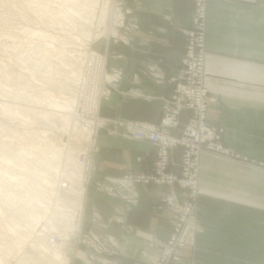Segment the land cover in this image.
<instances>
[{
    "label": "rangeland",
    "instance_id": "1",
    "mask_svg": "<svg viewBox=\"0 0 264 264\" xmlns=\"http://www.w3.org/2000/svg\"><path fill=\"white\" fill-rule=\"evenodd\" d=\"M30 2L35 8L33 15L28 17V33L0 37V264H101L98 258L101 260L102 252L97 254L90 244L94 241L92 237L98 234L93 235L91 228L86 230L83 227L84 199L95 171L97 150L94 143L98 140L99 130L106 126L105 118L114 119L102 103L119 89V81L127 78V81H140L133 72V65L129 70L123 48L134 45V33L139 27L134 13L141 2ZM137 51L140 53L141 49ZM102 62L105 74L102 73ZM127 63L129 73H132L130 78L126 76ZM154 67L147 64L138 71L157 81ZM90 68L92 70L88 71ZM98 95L96 115L101 121L89 129L90 122L94 123L90 117L95 113L90 104ZM213 126L218 131L224 152L207 151L215 168L203 170L214 177L215 206L224 220L221 232L217 233L219 238L214 241L216 244L207 248L216 249L224 259L237 254L239 261L203 264H264V204L258 201L264 194V160L248 156L247 150H232L224 143L225 128ZM66 134L70 139L60 168L63 163V167L73 165L76 172L79 170L75 177L80 178L70 185L53 189L49 185L57 178L65 183V177L59 178L53 172L54 165L44 145H49L52 138ZM124 136L133 139L131 134L121 133L120 137ZM92 138L95 139L93 144ZM69 151L72 153L71 163H67ZM84 155L89 157V166L80 161L81 164H76L77 158L81 160ZM179 155L180 149H176L173 171L179 170ZM86 171L87 180L84 181L82 177L86 176ZM202 172L199 155L195 165V240L201 230L196 213L202 192ZM60 173L62 177L64 173ZM105 178L111 179V176ZM95 190L114 195L107 188L98 190L95 187ZM184 192L181 191V200L177 193L180 203L186 199ZM46 198L56 203L57 211L51 209L50 203L44 205ZM78 206L83 216H79V224L73 216L77 217ZM76 224L80 227L79 236V230H74ZM43 227L41 233L44 237L38 235ZM53 236L56 248L38 247L40 241H48ZM84 248L90 253L83 259L80 252L83 253ZM71 251L73 259L69 258Z\"/></svg>",
    "mask_w": 264,
    "mask_h": 264
},
{
    "label": "crops",
    "instance_id": "2",
    "mask_svg": "<svg viewBox=\"0 0 264 264\" xmlns=\"http://www.w3.org/2000/svg\"><path fill=\"white\" fill-rule=\"evenodd\" d=\"M140 2L134 13L139 23L134 45L125 46L122 51L129 70L133 65L140 81H119V89L102 103L114 119L105 118L106 126L99 130L97 142L92 138L97 152L95 171L86 187L83 227L99 235H94L97 242L91 240L90 244L97 254L102 252L101 260L98 258L101 264H152L171 233L175 213L162 203V192L156 187L137 185L131 192L107 195L96 191L94 185L106 182V176L151 167L152 146L120 135L130 134L136 123H159L164 99L172 94L171 79L181 66L192 0ZM137 49H141L140 53ZM205 49L203 81L214 100L207 111L208 122L225 128L224 143L232 150H247L248 156L264 160V0H208ZM128 63L126 76L130 78ZM147 64L156 66L157 81L138 71ZM181 117L172 134L179 133L186 115ZM206 153L209 152L200 154L202 192L196 213L201 230L194 247L183 250L178 264L239 261L237 254L224 259L216 249L207 248L216 244L224 218L215 206L214 177L203 170L215 168ZM177 193L179 200L183 199V193ZM258 201L264 204V194ZM92 216L95 218L91 221ZM84 250L85 255L90 253L88 248Z\"/></svg>",
    "mask_w": 264,
    "mask_h": 264
},
{
    "label": "built area",
    "instance_id": "3",
    "mask_svg": "<svg viewBox=\"0 0 264 264\" xmlns=\"http://www.w3.org/2000/svg\"><path fill=\"white\" fill-rule=\"evenodd\" d=\"M207 1L193 2L190 27L184 31L181 66L177 76L171 79L173 90L164 99L162 118L157 125L136 123L131 129L133 139L147 142L154 149L151 167L144 171L123 172L111 179L105 178L106 182L94 184L98 190L107 188L112 192H131L137 185L153 186L161 190L162 203L174 209L175 213L171 233L152 264H178L183 250L193 248L197 226L194 214L197 195L195 165L203 151L224 152L218 131L207 119V111L214 102L203 81ZM183 114L186 118L179 133L172 134L171 130L179 125ZM176 149H180L179 170L173 171L171 167L174 165L173 153ZM79 158L77 163L89 166L88 155L81 157V160ZM86 174L87 171L84 176ZM178 190L186 194V199L181 203L177 198ZM79 207H76L77 217L73 215L76 222L81 215ZM117 221L120 222V219ZM51 241H56V238L53 236ZM102 246L99 245L100 248Z\"/></svg>",
    "mask_w": 264,
    "mask_h": 264
},
{
    "label": "clouds",
    "instance_id": "4",
    "mask_svg": "<svg viewBox=\"0 0 264 264\" xmlns=\"http://www.w3.org/2000/svg\"><path fill=\"white\" fill-rule=\"evenodd\" d=\"M35 5L30 0H0V37L23 36L28 33V17L33 15ZM56 140L62 145L61 137ZM45 151L49 154V159L53 162V172L57 177L60 173L61 157L65 155L66 147H57L55 144L46 146ZM72 162V153H67V163ZM67 166V165H66ZM70 178V177H66ZM49 187L53 189L64 187L63 183L57 178ZM50 207L53 211L58 210V206L54 201H50Z\"/></svg>",
    "mask_w": 264,
    "mask_h": 264
},
{
    "label": "bare ground",
    "instance_id": "5",
    "mask_svg": "<svg viewBox=\"0 0 264 264\" xmlns=\"http://www.w3.org/2000/svg\"><path fill=\"white\" fill-rule=\"evenodd\" d=\"M116 12H118V11H116ZM117 14V13H116ZM116 17V16H115ZM109 23V22H108ZM110 24V23H109ZM204 59H205V56H204ZM105 69V66H104V64H103V62H102V73L103 74H105V71L103 72V70ZM89 70H92L91 68L90 69H88V71ZM93 70H95V68L93 69ZM102 74V75H103ZM91 76V75H90ZM95 76V75H94ZM107 76H109V75H107ZM109 78V77H108ZM91 79V78H90ZM99 96L100 95H98V96H96V99L93 101L92 100V104H90V105H92V108L95 110V113L93 114V116L92 117H90V118H92V121L94 122L93 124L90 122V126H89V129H91V128H93V125H95V124H97L98 122H100L101 120H99L98 119V115H96V112H97V109H98V103H99ZM98 98V99H97ZM92 99V98H91ZM79 104V103H78ZM88 112V111H87ZM79 114V113H78ZM86 121V120H85ZM91 121V120H90ZM68 132V131H67ZM69 133V132H68ZM65 136H67V137H65ZM62 137H65V138H62ZM61 137V139H62V145L63 146H65V147H67L68 145V140L70 139L69 138V136H68V134H66V135H64V136H62ZM56 138L57 137H54V138H52L53 140H51L50 142H49V144H55L57 147H61L62 145L56 140ZM42 144H44V143H42ZM44 146H47V144L45 143V145ZM230 156V155H229ZM61 160H64L63 159V157H61ZM61 163H62V161H61ZM76 164H78V163H76ZM65 165V163H63V165H62V168H60V170L62 171V173H64V174H62V177H60L59 176V178H63V177H65L64 179V181H65V183H63V185L65 186L66 184H71L72 182H75V181H77L80 177H77L79 174H78V171L76 172L75 170H74V168H73V165L71 166V167H63ZM86 166V165H85ZM73 168V169H72ZM85 169V168H84ZM91 169H92V167H91ZM88 170V169H87ZM60 171V172H61ZM198 172V171H197ZM77 173V176L75 177V175L74 174H76ZM66 177H70V178H66ZM76 178V179H75ZM82 179H84V181L85 180H87V175L85 176V177H82ZM67 182V183H66ZM47 200H46V202L44 203V205L47 203H49V201H50V198L48 199V198H46ZM42 202L39 200V204H41ZM46 206V205H45ZM48 206V205H47ZM63 214V213H62ZM83 217V216H82ZM95 218V217H94ZM38 221V220H37ZM78 223V222H77ZM79 224V223H78ZM77 224V225H78ZM46 226V225H45ZM75 227H77L76 228V230H79V225L78 226H75ZM44 227L40 230V233H38V235L39 236H42V237H44V235L41 233V232H43L44 231ZM39 232V231H38ZM36 234V233H35ZM77 234V233H76ZM37 238H38V236H37ZM44 239V238H43ZM47 239V238H46ZM51 239L52 238H50V239H48V241H45V242H43V241H40V243L38 244V247H41L42 248V246L44 247H49L50 249L51 248H56V246H55V242L54 241H51ZM39 240V239H38ZM43 249V248H42ZM41 250V249H40ZM44 250H46V249H44ZM49 252V251H48ZM49 253H52V255H56L54 252H49ZM80 255H81V257L84 259V256H86V255H84V253H80ZM35 256V255H34ZM54 257H56V256H54ZM37 258V257H36ZM58 258V257H57ZM152 258V257H151ZM38 259V258H37ZM40 260V259H39ZM153 260V259H152ZM52 263V262H51Z\"/></svg>",
    "mask_w": 264,
    "mask_h": 264
}]
</instances>
